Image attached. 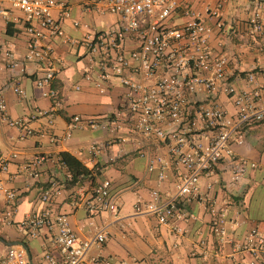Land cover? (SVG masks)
Wrapping results in <instances>:
<instances>
[{
	"label": "built area",
	"instance_id": "1",
	"mask_svg": "<svg viewBox=\"0 0 264 264\" xmlns=\"http://www.w3.org/2000/svg\"><path fill=\"white\" fill-rule=\"evenodd\" d=\"M224 2L205 4L203 17L181 0H87L86 11L111 14L116 21L107 29L88 31L82 38L67 40L73 46L85 48L82 79L91 83L98 93H105L112 81L124 88L112 121L116 138L129 143L137 156L147 160L148 171L157 170L158 182L166 179L169 172H176L170 199L162 201L160 191L154 188L147 201H136L133 208L136 214L153 215L159 224L171 225L177 234L184 232L180 222L187 217V207L193 202L207 201V195L199 190L201 177L212 176L217 165L228 158L233 162V180H239L249 168L257 166L254 161L236 157L234 146L243 143L246 127L264 119V73L259 81L256 72H248L246 80L253 88H237L230 79L228 59L213 53L210 45L213 30L225 35H230L232 30L222 21ZM56 9L59 16H69L63 0H0V20L23 25L27 39L23 60L36 66L34 85L50 101L48 109L34 107L27 116L13 118L7 112L0 90V124L17 129L20 139L36 134L31 121L51 118L63 107L60 92L53 86L59 69L53 42L62 34L60 20L53 15ZM15 11L20 16L11 14ZM180 14L186 20L179 25L169 23ZM211 19L213 24L208 22ZM73 25L81 24L74 21ZM82 26L88 28L87 24ZM245 29L250 36H264V0H253ZM3 67L25 70L9 49L0 50V71ZM80 87L78 84L75 89ZM12 90L24 95L18 84ZM221 95L231 100L234 113L222 106ZM102 127L96 118L76 114L70 118L63 138H69L73 129ZM201 137L207 140H199ZM56 139L51 137V141ZM150 144L163 147L166 155L150 153ZM102 147L92 143L87 149V161L92 162ZM16 157L15 152H0V193L5 199L0 225L13 223L18 194L7 186L5 176ZM46 161H55L70 176L61 158L49 153L34 155L22 170L37 178L38 167ZM92 168L98 170L96 166ZM61 193L62 187L53 180L42 190L39 199L48 203ZM85 205L90 215L106 210L117 215L116 206L110 202L108 179L97 181ZM226 223L224 211L211 219L210 230L220 245L231 241ZM17 226L28 238L38 237L42 229L52 230L51 247L57 254L45 250L41 264H115L110 256L90 252L106 243L104 229L90 223L89 232L80 236L71 226L67 213L43 209L29 213ZM236 248L251 255L250 264H264V236L258 227L251 228ZM0 264H29L27 251L19 245L9 246Z\"/></svg>",
	"mask_w": 264,
	"mask_h": 264
},
{
	"label": "crops",
	"instance_id": "2",
	"mask_svg": "<svg viewBox=\"0 0 264 264\" xmlns=\"http://www.w3.org/2000/svg\"><path fill=\"white\" fill-rule=\"evenodd\" d=\"M63 1L69 16H59L57 9L53 11L62 28V34L53 42L59 67L53 86L58 88L62 97V109L51 118L31 121L30 126L36 134L25 139L19 138L17 129L0 124V152L17 153L5 179L7 186L14 188L18 194L13 223L0 225V258L9 246L18 245L15 244L17 242L25 244L22 247L27 251L29 264H41L45 250L57 254L51 247L52 230L42 229L38 237L28 238L17 226L29 213L50 209L67 213L71 226L80 236L89 232L90 223L104 229L106 243L101 249L92 248L90 252L110 256L115 264H250L251 255L245 250H237L236 244L242 243L253 227H258L264 236V119L246 127L243 143L234 146L236 157L254 161L257 166L249 168L239 180H233V162L228 158L217 165L212 176L201 177L199 190L207 195V201L193 202L187 207V217L180 222L183 233H175L171 225L159 224L153 215L136 214L134 203L147 201L150 190L154 188L160 191L162 201L170 199L177 174L173 170L166 179L158 182L157 170L148 171L147 160L137 156L129 143H122L116 138L112 121L120 106L124 88L112 81L105 93H98L91 83L82 79L86 64L85 48L67 42L68 39L82 38L88 31L111 27L116 17L86 11L84 5L87 0ZM181 1L187 2L205 17L203 6L213 4L216 0ZM252 9L253 0H225L222 21L224 25L231 26L230 35L217 29L210 35L213 53L228 59L230 79L237 88H253L246 80L248 72H256L259 81L264 73V36H250L245 29V21ZM11 14L20 16L17 11ZM184 20L186 17L180 14L171 18L169 23L179 25ZM74 21L81 25L75 27ZM208 22L213 24L212 19ZM83 24H87L88 28H84ZM26 42L21 23L0 20V50H11L25 68L23 72L8 67L0 71V90L6 101L7 112L13 118L27 116L34 107H50L49 99L42 97L34 85L36 66L23 60ZM16 84L24 90V95L13 92L12 87ZM78 84L81 87L76 90ZM219 101L229 113H234V105L229 98L221 95ZM76 114L94 117L103 127L98 130L73 129L71 136L65 139L63 136L68 122ZM52 136L57 139L51 141ZM199 140L204 142L207 139L201 137ZM95 142L103 147L93 161L88 162L87 149ZM62 151L73 154L92 171L93 166L98 167L92 185L85 180L67 188L66 170L55 161L42 163L37 169V178L28 176L22 170L24 163L36 154L59 156ZM149 151L166 155L163 147L156 148L152 144L149 145ZM101 179L110 181V202L118 210L116 216L109 210L90 215L86 209L85 200ZM53 180L62 187V193L57 199L43 203L39 199L40 193ZM4 210L5 199L0 193V216ZM220 211L225 213L227 234L231 238L230 242L223 245L218 244L210 230L211 219Z\"/></svg>",
	"mask_w": 264,
	"mask_h": 264
},
{
	"label": "trees",
	"instance_id": "3",
	"mask_svg": "<svg viewBox=\"0 0 264 264\" xmlns=\"http://www.w3.org/2000/svg\"><path fill=\"white\" fill-rule=\"evenodd\" d=\"M59 157L61 158V161L66 165L67 171L70 174L69 177H66L65 181L67 188L78 185L85 180H88L90 182V185L94 183V173H96L97 171H92L77 157L67 151L60 152Z\"/></svg>",
	"mask_w": 264,
	"mask_h": 264
},
{
	"label": "water",
	"instance_id": "4",
	"mask_svg": "<svg viewBox=\"0 0 264 264\" xmlns=\"http://www.w3.org/2000/svg\"><path fill=\"white\" fill-rule=\"evenodd\" d=\"M0 240H2V239L0 238ZM15 244H18V245H20V246H25V244L22 243V242H17V243H15Z\"/></svg>",
	"mask_w": 264,
	"mask_h": 264
}]
</instances>
